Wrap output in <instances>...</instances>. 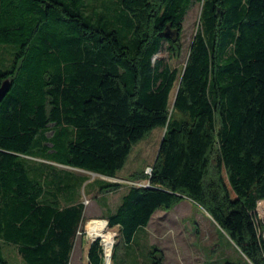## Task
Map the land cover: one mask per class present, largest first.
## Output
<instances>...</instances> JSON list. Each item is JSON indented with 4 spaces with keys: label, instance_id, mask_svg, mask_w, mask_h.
Wrapping results in <instances>:
<instances>
[{
    "label": "trees",
    "instance_id": "obj_1",
    "mask_svg": "<svg viewBox=\"0 0 264 264\" xmlns=\"http://www.w3.org/2000/svg\"><path fill=\"white\" fill-rule=\"evenodd\" d=\"M112 2L93 15L87 0H0V48L13 56L0 58V87L12 82L0 104V264L8 245L24 264H70L86 208L72 192L90 178L59 166L116 178L159 127L153 174L135 177L150 186H131L104 216L109 227L130 244L187 198L240 252L224 264H264L254 218L264 201V0ZM197 2L180 72L158 55L168 45L180 56ZM94 182L101 193L121 187ZM104 250L93 242L88 263L104 264ZM150 257L165 262L159 247Z\"/></svg>",
    "mask_w": 264,
    "mask_h": 264
},
{
    "label": "rangeland",
    "instance_id": "obj_2",
    "mask_svg": "<svg viewBox=\"0 0 264 264\" xmlns=\"http://www.w3.org/2000/svg\"><path fill=\"white\" fill-rule=\"evenodd\" d=\"M90 12H102L113 6L112 0H87ZM202 4L195 3L187 14L183 23L182 50L179 57L172 58L165 46L158 58L167 61L171 67L183 71L191 50L192 43L200 26ZM0 48V58L12 59L10 53H4ZM176 90L173 92L171 104L173 105ZM180 118L181 116L178 115ZM166 129L161 127L152 130L147 137L133 147L132 153L125 167L117 173L116 178H109L92 172L72 168L64 169L75 175L87 176L90 180L80 189L72 192L73 198L80 199L86 206L84 220L75 239V246L70 264H89L88 251L93 243L90 233L92 220L104 219L111 212H115L121 204L124 195L131 186L148 184L150 176L147 170L153 167L163 141ZM51 135V133H49ZM65 168L64 166H59ZM145 179H135L138 176ZM135 179V180H134ZM104 180L121 184L120 189L114 192H100L101 182ZM89 184V185H87ZM185 198L182 202L174 204L170 210H158L147 227L140 228L130 244L126 242L119 227L105 229L115 238L110 264H151L150 251L152 247H159L165 255L164 264H224L228 260L238 261L241 254L228 236L220 229L213 219L199 206L192 205ZM263 202V201H261ZM258 207L254 213L256 223L264 224ZM188 203V204H187ZM260 234L264 237V231ZM101 244L104 248L101 238ZM97 239V240H98ZM105 252V251H104ZM5 253L9 264H24L16 247L5 246ZM104 253V264H106Z\"/></svg>",
    "mask_w": 264,
    "mask_h": 264
},
{
    "label": "bare ground",
    "instance_id": "obj_3",
    "mask_svg": "<svg viewBox=\"0 0 264 264\" xmlns=\"http://www.w3.org/2000/svg\"><path fill=\"white\" fill-rule=\"evenodd\" d=\"M259 212L262 218L264 219V201L261 202L260 204ZM89 224H90V233L92 237L101 238L103 240V243L105 245V253L107 255L106 264H110L112 251L115 244V238L111 233L105 231V229L108 226L107 221L92 220L89 222Z\"/></svg>",
    "mask_w": 264,
    "mask_h": 264
},
{
    "label": "water",
    "instance_id": "obj_4",
    "mask_svg": "<svg viewBox=\"0 0 264 264\" xmlns=\"http://www.w3.org/2000/svg\"><path fill=\"white\" fill-rule=\"evenodd\" d=\"M12 87V82L10 79L5 80L1 87H0V104L2 103V101L4 100V98L6 97V95L9 93L10 89ZM163 143V141H162ZM162 145V144H161ZM95 174V173H93ZM108 223V222H107ZM98 239V238H97ZM97 239H95L93 242H95Z\"/></svg>",
    "mask_w": 264,
    "mask_h": 264
},
{
    "label": "built area",
    "instance_id": "obj_5",
    "mask_svg": "<svg viewBox=\"0 0 264 264\" xmlns=\"http://www.w3.org/2000/svg\"><path fill=\"white\" fill-rule=\"evenodd\" d=\"M150 177L152 176V174H153V167H151V168H149L148 170H147V172H146ZM140 186H146V187H149L150 186V184L148 183V184H141ZM97 239V238H96ZM95 239H93V241H94ZM105 251V250H104Z\"/></svg>",
    "mask_w": 264,
    "mask_h": 264
},
{
    "label": "crops",
    "instance_id": "obj_6",
    "mask_svg": "<svg viewBox=\"0 0 264 264\" xmlns=\"http://www.w3.org/2000/svg\"><path fill=\"white\" fill-rule=\"evenodd\" d=\"M64 169H70V170H72V168H70V167H65ZM186 201H188V202H190L192 205H196L194 202H192L191 200H186ZM188 204V203H187ZM74 250V249H73ZM73 254V253H72Z\"/></svg>",
    "mask_w": 264,
    "mask_h": 264
}]
</instances>
